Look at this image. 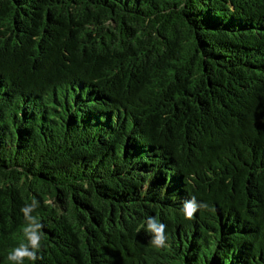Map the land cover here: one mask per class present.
Here are the masks:
<instances>
[{"label": "trees", "instance_id": "1", "mask_svg": "<svg viewBox=\"0 0 264 264\" xmlns=\"http://www.w3.org/2000/svg\"><path fill=\"white\" fill-rule=\"evenodd\" d=\"M22 245L264 264V0H0V264Z\"/></svg>", "mask_w": 264, "mask_h": 264}, {"label": "clouds", "instance_id": "2", "mask_svg": "<svg viewBox=\"0 0 264 264\" xmlns=\"http://www.w3.org/2000/svg\"><path fill=\"white\" fill-rule=\"evenodd\" d=\"M201 208L208 209L209 205L203 202L197 203L194 198L192 200L186 201L184 205L185 219L187 220L194 219L195 213ZM165 227L166 226L164 224L156 222L154 218L150 217L148 219L147 230L153 233L151 243L155 247L164 246L166 242V237L164 234ZM33 247L34 249H38L39 245L34 244ZM25 258H28L30 260L37 259L36 251L35 250L31 252L27 251V245H22L21 249L16 250L15 252L11 253L9 256V259L15 261L16 264H23V260Z\"/></svg>", "mask_w": 264, "mask_h": 264}]
</instances>
